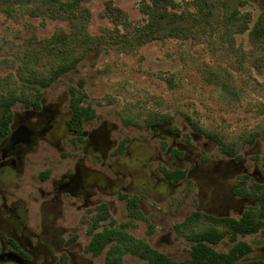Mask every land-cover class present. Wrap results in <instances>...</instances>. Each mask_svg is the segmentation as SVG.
Masks as SVG:
<instances>
[{
	"label": "flooded vegetation",
	"instance_id": "obj_1",
	"mask_svg": "<svg viewBox=\"0 0 264 264\" xmlns=\"http://www.w3.org/2000/svg\"><path fill=\"white\" fill-rule=\"evenodd\" d=\"M11 114L0 138V264H115L118 256L117 264L126 257L148 264L131 253L134 244L181 263L198 244L193 235L210 230L217 242L200 241L216 253L248 247L234 264L264 262L263 152L215 154L212 139L166 118L141 130L91 127L94 116L73 122L70 102L44 96L38 107H12ZM48 149L62 157L61 171L42 168ZM168 200L180 212L168 234L136 236L148 202ZM258 218V231L233 232L235 223ZM172 236L187 244L182 259L159 248Z\"/></svg>",
	"mask_w": 264,
	"mask_h": 264
},
{
	"label": "rangeland",
	"instance_id": "obj_2",
	"mask_svg": "<svg viewBox=\"0 0 264 264\" xmlns=\"http://www.w3.org/2000/svg\"><path fill=\"white\" fill-rule=\"evenodd\" d=\"M141 1L82 0V6L90 12L88 32L98 36L105 30H113L114 25L103 16L108 2L120 9L132 24H142L143 16L138 8ZM190 1L175 0L181 7ZM240 12L251 15V27L259 17L264 18V0H247ZM58 30L69 33L70 27L59 19L26 14L9 19L0 13V93L4 83L13 89L28 86L17 74L28 39L32 36L38 40L48 39ZM233 38V50L226 55L208 44L174 40L152 42L132 54L117 53L101 46L51 86L45 89L32 86L49 101L66 107L70 91L74 90L83 97L82 105L94 112L91 127L108 122L128 131L141 130L144 125L124 123L126 114L140 116L143 120L151 115L173 120L175 124H197L202 131L199 133L207 138L213 135L224 143L242 144L238 153L254 150L264 153V44L253 46L248 33ZM21 106L17 103L13 108ZM253 133L259 134L256 143L245 145V139ZM212 142L216 144L215 154L222 153L214 139ZM61 158L57 151L48 149L44 156L47 163L42 168L61 171L64 166ZM172 203L168 200L160 206L148 202L146 220L138 223V229L133 231L136 236L146 241L158 234L166 236L173 218L180 213ZM118 205L123 207L122 203ZM149 233L155 235L149 237ZM246 241L255 246L263 242L258 238ZM160 244V250L174 259H182L187 249V244L174 236ZM218 250L224 251V248ZM124 264L142 262L126 257Z\"/></svg>",
	"mask_w": 264,
	"mask_h": 264
},
{
	"label": "trees",
	"instance_id": "obj_3",
	"mask_svg": "<svg viewBox=\"0 0 264 264\" xmlns=\"http://www.w3.org/2000/svg\"><path fill=\"white\" fill-rule=\"evenodd\" d=\"M82 0L62 2L61 0H0V13L9 19H16L22 14L29 17L59 19L68 23L70 32L56 31L50 38L38 40L28 39L21 65L17 74L28 86L13 89L6 83L2 85L0 93V138L8 132L11 121V108L17 103L23 106H39L41 93L32 85L45 89L64 74L74 70L83 58L104 46L114 49L117 53L132 54L144 45L152 42L168 40L189 42L191 44H208L224 55L233 50L234 35L248 33V39L253 46L264 44V18L259 17L252 22L249 13H241L247 0H192L181 7L175 0H142L139 12L143 16L142 24H132L126 15L115 8L110 2L106 3L103 16L113 25V30H105L98 36L88 32L90 12L81 4ZM41 66L42 69L38 67ZM229 88L228 86H226ZM70 107L73 109V122L81 123L94 116L93 110L82 105L83 97L74 90L70 91ZM126 125L141 124L149 127L161 118L147 116L131 117L126 114ZM140 122V123H139ZM190 122V121H188ZM195 131L202 132L197 124H192ZM258 133H253L245 139V145L255 143ZM221 147L222 152L237 154L239 146L236 143L218 141L213 135L209 136ZM261 215V213H260ZM260 218V216H259ZM257 220L253 224L250 220L235 223L233 232L242 236L258 231L262 223ZM230 229L229 226H226ZM198 243L192 251V257L181 263L172 262L166 256L151 251L140 244L131 245L130 251L148 260V264H234L249 249L245 244L237 245L229 254H219L201 243V239L217 242L220 238L212 230L193 235ZM121 250V249H120ZM123 250V249H122ZM117 252V250H116ZM115 252V253H116ZM117 261L119 256L116 258ZM117 261L115 264H117ZM244 264H264V262H248Z\"/></svg>",
	"mask_w": 264,
	"mask_h": 264
}]
</instances>
